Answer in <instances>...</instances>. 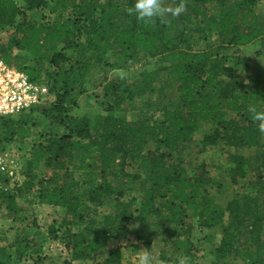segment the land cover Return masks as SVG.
<instances>
[{
	"label": "trees",
	"instance_id": "trees-1",
	"mask_svg": "<svg viewBox=\"0 0 264 264\" xmlns=\"http://www.w3.org/2000/svg\"><path fill=\"white\" fill-rule=\"evenodd\" d=\"M23 1L24 6L0 0V28H13L0 37V56L35 83L47 74L56 98L21 115L0 116V143L29 138L36 112L63 133L35 146L21 183L10 187L0 173V209L17 222L15 252L0 245V264L21 261L40 244L29 231L36 221H22L27 208L20 200L63 209L62 237L71 260L125 264L117 241L134 235L151 255L155 241L162 240V261L178 264L186 257L194 264L192 236L202 229L215 264L228 258L264 264V133L255 120L264 112V70L254 68L247 84L240 77L256 55L264 56L261 0H183L179 16L145 20L129 11L135 0ZM179 2L163 0L166 7ZM27 10L34 12L29 16ZM43 10L52 16L39 18ZM215 34L217 45L197 48ZM256 41L262 49L239 59L241 48ZM149 58L164 65L145 69L128 87H122L124 77L103 78L108 101L103 112L73 113L74 95L87 92L98 71L146 66L143 60ZM157 85L158 101L150 98L132 119L120 112L124 103L154 93ZM98 101L103 107L102 97ZM221 142L235 149L231 182L246 179L252 187L226 206L216 201L222 183L206 164H198L194 174L186 166L192 163L188 157ZM112 201L114 211L96 218L95 209ZM47 234L59 238L55 223Z\"/></svg>",
	"mask_w": 264,
	"mask_h": 264
},
{
	"label": "rangeland",
	"instance_id": "rangeland-1",
	"mask_svg": "<svg viewBox=\"0 0 264 264\" xmlns=\"http://www.w3.org/2000/svg\"><path fill=\"white\" fill-rule=\"evenodd\" d=\"M18 3L24 6L23 0H17ZM259 12L263 13L264 11V0H261L258 6ZM34 11L27 10V14L29 16ZM39 18L48 19L50 13L48 10L41 11ZM13 32L12 27L8 28H0V37L5 36L8 37ZM219 43L218 35L215 34L211 39L206 42H201L198 44L197 48H204L207 46H214ZM258 49H262L259 41L253 42L247 46L241 48L239 55L240 58L245 56L252 57L258 51ZM235 49H231V52ZM15 51L26 54L25 51ZM258 59H252V67L251 70H247L245 73L240 74V77L244 83H249L250 76L252 74L251 71L255 70H264V56L256 55ZM35 58L30 56V63L35 62ZM146 62V66L135 65L123 70H109L107 72L98 71L94 79L88 86V91L84 93H78L75 96L77 99L76 104L74 103V111L73 113L77 116L90 115L94 117L96 114L103 112L107 105V100L104 97V91L102 88V84L104 82L103 78H116L124 77L126 82L123 84V88L128 87L136 82H139L142 78V73L145 69L153 70L155 68H159L163 66L161 62H159L156 58H149L147 60H143V63ZM141 63V64H143ZM231 65V64H230ZM145 73V72H144ZM50 79L47 74H43L42 81L40 83V88L42 92L43 102L41 105H47L52 103L55 100V94L51 91L50 88ZM97 86V87H96ZM96 87V88H95ZM160 86H156V90L152 94H138L135 95L132 100L128 103H124L121 106V113H125L128 119H132L142 110H144V103L148 101L150 98L154 101L159 100V90ZM171 93V92H170ZM98 97H102L103 99V107L99 105ZM118 110H116L117 112ZM31 129L32 135L21 141L19 139H15L12 142H1L0 143V155H2L5 164L4 168H0V173H2V178H5V183L10 187H13L15 183H21L25 178L26 171V163L32 157V152L35 146L40 142H45L47 138L51 135L61 134L63 130L56 125L50 124V122L40 113L36 112L32 114L31 120ZM202 132V129L199 130L196 134L199 135ZM149 147V146H148ZM235 151L234 148L228 147L224 145L223 142L210 146L206 151L195 154L187 158V160H191V164L186 165L189 174H194L197 171V165L201 162L206 164L207 171L210 175L215 177L218 180H221L222 187L220 188V192L216 193V201L220 203L222 206H226V204L237 198H241L245 193H250L252 187L248 185L246 179H241L237 184H233L231 182V176L228 173L229 167L232 166V162L230 160V154ZM246 151V150H244ZM248 152V151H246ZM262 175L264 178V167L262 168ZM130 170L135 171V166L131 167ZM256 175V173L254 174ZM252 174V178L254 176ZM22 205L26 207V211L21 213V217H23V223H28L30 221L35 220L37 223V227L29 229L31 231V236H35V238L40 243L33 252L27 257L26 262H22L20 264H98V262H72L71 261V252L68 247L65 245L64 238L62 237V233L64 231V226L61 224V220L64 216L63 209L60 207H54L50 205H28L25 202H22ZM97 211L96 218L100 219L104 215L108 213H112L114 211V202L105 203L103 206L95 209ZM93 217V215H91ZM52 223L56 224L57 229L60 232L59 238L56 240H52L48 238V228ZM17 224L10 217L5 210L0 209V242H3L6 245L11 253L15 252V245H12L15 238V229L14 226ZM62 226V227H61ZM135 225H131V228H134ZM72 228L77 229L76 226L72 225ZM37 229L38 234L34 235L35 230ZM207 231L202 229H197L194 235L192 236L193 242V251L196 252L197 257L194 261V264H215L214 256L210 250V243L205 242V235ZM220 233H216L215 243H218L220 240ZM241 240H246L249 237V233L242 235ZM111 241L106 249L111 248ZM123 249L124 253V263L125 264H138V256L142 251H146V249L141 245L134 235H129L124 239H119L117 241ZM164 248L163 241L157 239L153 244V257L155 258L154 264H171V262L162 261L161 250ZM105 253V252H104ZM175 256V255H174ZM103 259L100 257L99 260ZM189 261V259H188ZM19 264V263H16ZM225 264H245L243 261L236 258H228ZM250 264V263H247Z\"/></svg>",
	"mask_w": 264,
	"mask_h": 264
},
{
	"label": "built area",
	"instance_id": "built-area-1",
	"mask_svg": "<svg viewBox=\"0 0 264 264\" xmlns=\"http://www.w3.org/2000/svg\"><path fill=\"white\" fill-rule=\"evenodd\" d=\"M39 83L18 68L8 64L0 56V116H17L31 111L42 104ZM5 161L0 155V168Z\"/></svg>",
	"mask_w": 264,
	"mask_h": 264
},
{
	"label": "clouds",
	"instance_id": "clouds-1",
	"mask_svg": "<svg viewBox=\"0 0 264 264\" xmlns=\"http://www.w3.org/2000/svg\"><path fill=\"white\" fill-rule=\"evenodd\" d=\"M185 9L183 0H180L176 7H166L163 0H135L134 5L129 11L136 13L138 20L163 17L166 13L172 16H179ZM255 120L259 121L258 128L264 133V112H257ZM155 258L147 251H142L138 256V264H154ZM178 264H188L186 257H181Z\"/></svg>",
	"mask_w": 264,
	"mask_h": 264
},
{
	"label": "crops",
	"instance_id": "crops-1",
	"mask_svg": "<svg viewBox=\"0 0 264 264\" xmlns=\"http://www.w3.org/2000/svg\"><path fill=\"white\" fill-rule=\"evenodd\" d=\"M19 200H20V199H19ZM19 202H20V204L22 205V203H21L22 200H20ZM35 204H39V203H35ZM35 204H33V205H35ZM41 205H46V204H41ZM50 206H51V205H50ZM0 245H4L3 242H0ZM30 254H31V253H30ZM30 254H29V255H30ZM29 255H28V256H29ZM28 256H27V257H28ZM27 257H26L25 259L21 260V261H19V260L16 261V260H15V261L13 262V264H16V263H19V264H20V263H22V262H26V261H27ZM71 261L74 262V263H75V262H79V261H80V262H85V261H88V262H95V261H89V260H71ZM99 261H102V259L99 260Z\"/></svg>",
	"mask_w": 264,
	"mask_h": 264
}]
</instances>
